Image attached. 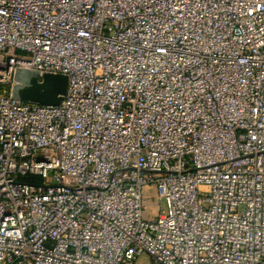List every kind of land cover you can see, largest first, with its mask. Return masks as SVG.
Instances as JSON below:
<instances>
[{"label": "built area", "instance_id": "1", "mask_svg": "<svg viewBox=\"0 0 264 264\" xmlns=\"http://www.w3.org/2000/svg\"><path fill=\"white\" fill-rule=\"evenodd\" d=\"M0 264H264V0H0Z\"/></svg>", "mask_w": 264, "mask_h": 264}, {"label": "water", "instance_id": "2", "mask_svg": "<svg viewBox=\"0 0 264 264\" xmlns=\"http://www.w3.org/2000/svg\"><path fill=\"white\" fill-rule=\"evenodd\" d=\"M51 81H58L59 83L57 86H52L50 83ZM18 83H20L26 91H17L19 86L16 87V85L12 90V96L24 103L36 105H60L64 101L68 88V78L62 74L53 73L36 75L31 72H24L20 75ZM61 83L62 87H59Z\"/></svg>", "mask_w": 264, "mask_h": 264}, {"label": "bare ground", "instance_id": "3", "mask_svg": "<svg viewBox=\"0 0 264 264\" xmlns=\"http://www.w3.org/2000/svg\"><path fill=\"white\" fill-rule=\"evenodd\" d=\"M19 77H20V76H19ZM18 79H19V78H18ZM50 83H51L52 86H57L59 82H58V81H57V82H52V81H51ZM18 86H19V87H18ZM16 87H18V90H17V91H24V92L26 91L25 88L22 87V85H21L20 83H18ZM59 87H62V83L60 84ZM28 90H29V89H28ZM29 92H30V91H29ZM29 92H28V93H29ZM29 95H30V94H29Z\"/></svg>", "mask_w": 264, "mask_h": 264}, {"label": "rangeland", "instance_id": "4", "mask_svg": "<svg viewBox=\"0 0 264 264\" xmlns=\"http://www.w3.org/2000/svg\"><path fill=\"white\" fill-rule=\"evenodd\" d=\"M142 261V260H141Z\"/></svg>", "mask_w": 264, "mask_h": 264}]
</instances>
